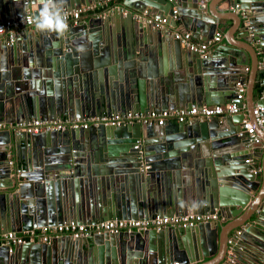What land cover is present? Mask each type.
Listing matches in <instances>:
<instances>
[{
  "label": "water",
  "instance_id": "1",
  "mask_svg": "<svg viewBox=\"0 0 264 264\" xmlns=\"http://www.w3.org/2000/svg\"><path fill=\"white\" fill-rule=\"evenodd\" d=\"M27 1L0 0V22H18L30 9L36 15L39 0ZM97 1L65 0L64 10ZM223 2L225 14H232L229 8L235 5L245 14L237 13L238 21L214 15L205 0H124L125 14L114 10L69 24L63 34L33 27L13 42L0 40V122L81 121L108 113L230 103L240 109L248 104L251 120L253 108L264 104V68H258L264 67V0ZM173 9L204 44L221 20H231L243 42H253L254 78H238L241 68L253 64L247 48L220 47L203 57L172 41ZM143 13L166 18L168 27L152 30L135 18ZM258 81L262 92L255 102ZM237 84L246 85L241 100H236ZM244 114L189 124L0 131V235L156 215L218 213L230 221L3 245L0 264H264V153L251 162L240 153L252 147L241 127ZM236 230L228 254L227 240Z\"/></svg>",
  "mask_w": 264,
  "mask_h": 264
},
{
  "label": "built area",
  "instance_id": "2",
  "mask_svg": "<svg viewBox=\"0 0 264 264\" xmlns=\"http://www.w3.org/2000/svg\"><path fill=\"white\" fill-rule=\"evenodd\" d=\"M113 1L116 3L110 5ZM124 0H99L89 6L82 7L80 10L65 11L67 17V24L78 25L82 22L83 15L91 17H105L114 10H121L124 14L125 10L121 8V4ZM171 1V0H168ZM24 4H28L25 0ZM231 10L239 13L238 5L232 6ZM34 16L31 10H28L25 15L18 22L6 21L0 23V35H6L10 42L15 41L23 32V30L35 28L31 23V18ZM147 14L143 13L139 18L135 15V18L143 20L144 23L151 25L154 29L163 30L168 27V20L166 18L161 19H149ZM89 17V19L91 18ZM171 19L176 21L179 19L177 11L172 10ZM247 24V23H246ZM36 29V28H35ZM38 30V29H36ZM173 30V38L180 42V45L188 50L197 52L201 56L209 54L210 41L207 44L203 42H197L193 39L192 35L188 31ZM221 37L220 33H216L212 41L217 42ZM245 88L244 85L237 84V98L241 100L243 98ZM241 112L237 103H230L225 105H203L201 107H193L190 110L171 111L163 110L156 111L150 110L147 112H126V113H108L96 117H89L84 120H70L69 118H58L55 120H38L32 119L28 121H22L17 123H5L0 122V131L7 130L13 133L25 132L28 134H35L40 132H63L69 129H97L101 126H122L127 124H144V125H163L167 121L175 120L178 123H191L194 120H206L211 117H224L235 116ZM242 129L246 133L249 146L260 145V138L258 137L256 130L264 133V104L255 106L252 110V119L244 118L241 125ZM246 162H249L247 160ZM11 164V162H10ZM221 218L218 213H204V214H185V215H172V216H154L146 219L137 220H118L112 219L107 221L98 222L96 224H61L56 226H48L37 228L30 231H23L20 233L9 232L4 235H0V246L3 245H22L26 243H43L50 244L53 241L61 237H70L72 239L87 238L96 234H121V233H133L144 232L148 230L160 231L167 228H189L199 224L216 223L221 222ZM239 234V231L229 238V246L235 241V238ZM230 254L232 247H229ZM173 264H178L174 262Z\"/></svg>",
  "mask_w": 264,
  "mask_h": 264
},
{
  "label": "crops",
  "instance_id": "3",
  "mask_svg": "<svg viewBox=\"0 0 264 264\" xmlns=\"http://www.w3.org/2000/svg\"><path fill=\"white\" fill-rule=\"evenodd\" d=\"M205 1H208V2L211 3V5H212L211 6V10L214 13V15H218V16H228V15H231V17L233 16L236 19V21H238L237 18H236V16H235L237 13L234 12V11H232L231 10V7L229 8V11H232L233 13L232 14H227V13L225 14V11H226L225 4H226V2H223L222 3V0H205ZM239 13L242 16L245 14L243 12H239ZM111 14L112 13H109V15H111ZM89 17H91V16H88L86 14L83 15L82 22L84 23L87 20H89ZM221 22H222L221 27L216 30V32H218V33L221 34V37H220L219 41H217V42H214L212 40L210 41L209 54L208 55H213V53L215 51H217L218 49H220V47H225V48H228V47L229 48H233V47H236L237 48L238 47L239 49H241V48H247L250 51V53L252 54L253 64L250 63L245 68L244 67L241 68V73H240V75H239L238 78H239V80H241L243 82L245 80H247V82H248V81H250V80H252L254 78L255 73H256V70H257L256 59H255L254 52L252 50L253 42H250L251 45H247L245 42H243V39L241 37V35H242L241 30L240 29H237L235 25L233 26V22L231 20H221ZM153 29L154 28H152V30ZM154 30H156V29H154ZM175 30L188 31L183 26V23L181 21V18L177 20V26L175 27ZM26 31H30V29L23 30L22 34L25 33ZM188 32H190V31H188ZM190 33L192 35V32H190ZM172 34H173V30H172V33H171V37H173ZM5 38H7L6 35H0V40H4ZM193 39L195 41H197V42H201L200 41L201 39H197V38H193ZM174 40L175 39L173 38L172 41H174ZM171 56H172V59H173V55L172 54H171ZM173 61H174V59H173ZM168 62H169V58L167 59V57H165L164 63H165L166 66H168ZM164 63H163V65H164ZM258 68L259 69L260 68L263 69L264 67H263L262 64H259V67ZM263 79H264V76L260 79V81L263 80ZM260 81H258V82H256L254 84L253 100L255 102L258 101L260 99V97H261V93H257V89H258L257 87H260L259 86L260 85ZM245 87H246V85L244 84V88ZM247 109H248V104H244L243 107H242V109H241V112H245V114H244L245 118L248 117V114L246 112ZM259 136H260V145H258V146H252L251 148L248 147V148H245V149H241L240 150V153H243V154L247 155V158H248L249 162H251V159H253V158L259 160L260 156L264 153V133L259 134ZM26 151H28V150L24 149V155H26V153H27ZM10 165H12V164H10ZM256 167L259 168L260 167V164H257ZM1 182L2 181L0 180V184H1ZM239 217L236 218V219H234V220L231 219L232 220L231 222L236 221L237 219H239ZM229 222H230L229 219H227V218L224 217L223 220L221 222H219V223H221L222 226H224V225H226ZM234 232H231L230 233L229 238L234 235ZM220 233H221V231H220ZM229 238H228V240H229ZM228 240H227V244H228ZM224 245H225V242H224ZM229 249L227 250V253L228 254H230V250ZM205 260H208V259H205Z\"/></svg>",
  "mask_w": 264,
  "mask_h": 264
},
{
  "label": "clouds",
  "instance_id": "4",
  "mask_svg": "<svg viewBox=\"0 0 264 264\" xmlns=\"http://www.w3.org/2000/svg\"><path fill=\"white\" fill-rule=\"evenodd\" d=\"M39 4L38 13L31 18V23L36 29L57 34H63L68 30L65 0H39Z\"/></svg>",
  "mask_w": 264,
  "mask_h": 264
},
{
  "label": "trees",
  "instance_id": "5",
  "mask_svg": "<svg viewBox=\"0 0 264 264\" xmlns=\"http://www.w3.org/2000/svg\"><path fill=\"white\" fill-rule=\"evenodd\" d=\"M114 3H116V1H113L110 5H112V4H114ZM258 89H257V93H261L262 92V89H261V87H257Z\"/></svg>",
  "mask_w": 264,
  "mask_h": 264
}]
</instances>
